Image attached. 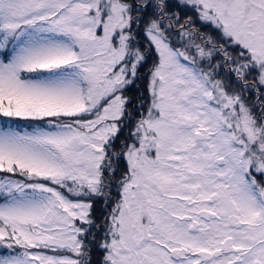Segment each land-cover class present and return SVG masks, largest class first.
I'll list each match as a JSON object with an SVG mask.
<instances>
[{
	"label": "snow or ice",
	"instance_id": "1",
	"mask_svg": "<svg viewBox=\"0 0 264 264\" xmlns=\"http://www.w3.org/2000/svg\"><path fill=\"white\" fill-rule=\"evenodd\" d=\"M0 264H264V0H0Z\"/></svg>",
	"mask_w": 264,
	"mask_h": 264
},
{
	"label": "trees",
	"instance_id": "2",
	"mask_svg": "<svg viewBox=\"0 0 264 264\" xmlns=\"http://www.w3.org/2000/svg\"><path fill=\"white\" fill-rule=\"evenodd\" d=\"M143 84H144V82L142 81V82H141V88H143Z\"/></svg>",
	"mask_w": 264,
	"mask_h": 264
}]
</instances>
